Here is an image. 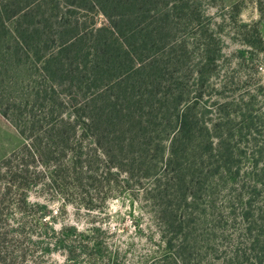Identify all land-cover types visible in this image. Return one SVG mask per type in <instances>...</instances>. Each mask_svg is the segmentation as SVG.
<instances>
[{
    "label": "trees",
    "instance_id": "trees-1",
    "mask_svg": "<svg viewBox=\"0 0 264 264\" xmlns=\"http://www.w3.org/2000/svg\"><path fill=\"white\" fill-rule=\"evenodd\" d=\"M198 6L0 0V112L25 139L0 162V197L39 177L92 209L122 181L153 208L162 252L155 264H187L199 229H233L234 264H264V116L252 102H223L220 115L210 103L213 45L222 39L204 29ZM9 72L21 75L16 85ZM95 230L64 227L55 243L69 261L77 247L103 261L107 245Z\"/></svg>",
    "mask_w": 264,
    "mask_h": 264
},
{
    "label": "rangeland",
    "instance_id": "rangeland-1",
    "mask_svg": "<svg viewBox=\"0 0 264 264\" xmlns=\"http://www.w3.org/2000/svg\"><path fill=\"white\" fill-rule=\"evenodd\" d=\"M198 3L204 29L209 28L207 31L222 39L218 40V47L213 45L220 51L212 79L216 96L210 103L218 102L220 115L223 102H233V108L239 102H252L253 111L264 116V0H198ZM96 19L99 24L105 22L102 14ZM9 73V77L5 74L6 81L16 85L21 75ZM24 141L16 126L0 112V162ZM35 179L39 177L21 179L18 182L21 187L16 185L5 199L0 197V264H109L107 258L115 253L117 264L158 261L162 253L157 252L156 246L160 230L152 206L143 197L141 200L136 197L139 192L134 185L117 182L111 190L96 196L92 200L94 207L88 209L83 205L89 199L70 192L64 194L56 186ZM5 180L6 175L0 170V184ZM206 221L209 224L211 216ZM64 227L86 233L97 228L95 231L107 245L106 258L94 260L83 252V247H77L76 257L69 261L62 243H55V231ZM210 231L207 235L203 229L192 232V236L201 233V237L192 240V261L187 264L237 263L234 245L229 241L234 230L223 236ZM79 241L82 242L80 239L74 243L78 245ZM246 264L252 261L247 260Z\"/></svg>",
    "mask_w": 264,
    "mask_h": 264
}]
</instances>
